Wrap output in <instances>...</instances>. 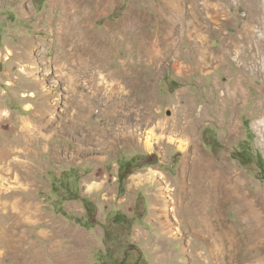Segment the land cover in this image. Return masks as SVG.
I'll list each match as a JSON object with an SVG mask.
<instances>
[{
  "label": "rangeland",
  "instance_id": "1",
  "mask_svg": "<svg viewBox=\"0 0 264 264\" xmlns=\"http://www.w3.org/2000/svg\"><path fill=\"white\" fill-rule=\"evenodd\" d=\"M178 1L184 19L177 21L176 45L156 68L135 44L127 51L110 31L133 28L132 36L146 40L162 35L169 26L163 0H110L98 13L87 8L95 0H0V264H16L28 243L37 264H69L71 257L74 264H264V235L221 184L223 171L233 170L264 211V0ZM64 6L66 44L58 29ZM187 20L200 30H188ZM83 22L90 25V43ZM196 47L209 54L200 66ZM68 49L83 58L69 59ZM87 50L96 55L93 61ZM63 60L70 69L61 72ZM124 63L132 84L119 89L116 74ZM98 71L102 78L93 84ZM143 105L149 122L138 131L140 141H124ZM184 114L193 122L185 137ZM24 121L32 126L27 133ZM150 129L158 139L146 148ZM191 133L210 162L205 173L219 175L203 177L207 187L200 192H211L203 208L232 230L227 246L220 251L216 245L215 253L198 233L197 211L189 204L198 188L181 178L178 146L192 154L186 146ZM24 203L40 215L22 223Z\"/></svg>",
  "mask_w": 264,
  "mask_h": 264
},
{
  "label": "bare ground",
  "instance_id": "2",
  "mask_svg": "<svg viewBox=\"0 0 264 264\" xmlns=\"http://www.w3.org/2000/svg\"><path fill=\"white\" fill-rule=\"evenodd\" d=\"M64 1V0H62ZM166 4V7L167 9H165L166 11L164 12V17H165V20L167 22H165V24H169V26L167 28H165V32H163L162 35H156L155 36H148L147 40L145 39V37L141 34H136L135 33L133 34V36L130 34L132 33V30H134L133 28L130 29V33L127 31L128 29H118V28H113L110 32V36L112 39L114 40H120L121 42H125L124 43V46L126 47V50L127 51H131L133 50V45L135 44L136 46V49H137V52H138V55L140 57H144V56H147V60H148V63L149 64H153L156 66V68L161 65V64H164L166 62V58L170 56L171 52V48L174 45V35L177 33L178 34V25H177V21L178 20H182L184 18H182V15L180 13V10H179V1L178 0H163ZM90 5V3H88ZM110 4V0H95L94 2V5L93 7H87L88 9L91 10L92 13H98V12H104V10H106L107 6ZM83 8V7H82ZM73 9V8H72ZM85 10V9H84ZM164 10V9H163ZM90 12V13H91ZM135 14V13H134ZM161 14V13H160ZM78 16V15H77ZM129 16V15H128ZM126 19L127 21H129L132 25V27H135L137 26L138 24V19L133 17V16H129ZM69 17V11L67 9H65V6L64 8L62 9V18H61V21L59 23V27L58 29H60L61 31V34H62V37H61V41L65 43V41L69 40L70 39V32L66 31L65 30H62V27L63 25L65 24V20H67V18ZM80 17V16H79ZM163 17V16H162ZM139 18V16H138ZM70 19V18H69ZM143 19V18H142ZM124 20V19H123ZM122 20V21H123ZM164 20V21H165ZM82 21V20H81ZM185 21V20H184ZM80 22V20H79ZM183 22V21H182ZM187 24L186 26L188 27V30L191 29V28H194L195 30H200V27L199 26H196L194 20H187L186 21ZM71 23V21H70ZM75 23V22H74ZM82 23V22H81ZM84 23V22H83ZM78 24V23H77ZM85 24V23H84ZM124 24V22L122 23ZM140 24V23H139ZM180 24V22H179ZM71 26V25H70ZM90 26V25H89ZM87 24L84 25V31H83V37L86 39V41H88V43H90L89 41H91L92 38H94L92 36V33H90V27H89ZM142 26V24H141ZM65 27V26H64ZM78 27V26H77ZM130 27V26H128ZM140 27V26H139ZM68 28V27H67ZM71 28V27H70ZM111 28V27H110ZM182 28V27H181ZM64 29V28H63ZM136 29V28H135ZM76 30V29H75ZM77 31V30H76ZM79 31V30H78ZM81 31V30H80ZM138 31V30H137ZM189 36H191L192 34V31L190 33H188ZM59 37V36H58ZM79 37V36H78ZM127 37V39H126ZM82 38V36H81ZM179 38V37H178ZM177 38V40H178ZM79 39V38H78ZM77 39V40H78ZM83 39V38H82ZM97 39V38H96ZM103 39L105 40H108L106 37H104ZM135 39L137 40L135 42ZM99 40V39H98ZM80 41V40H78ZM85 41V40H83ZM82 41V42H83ZM94 41V40H93ZM38 42V41H37ZM70 42V41H69ZM103 42V41H102ZM77 43V42H76ZM80 43V42H79ZM94 43V42H93ZM104 43V42H103ZM36 44V42H35ZM72 44V43H71ZM83 43H81L80 45H82ZM95 44L96 46L98 47V50L97 52H100V50H102L101 47H103V45H101V47H99V44L100 42L98 43V41L95 40ZM102 44V43H101ZM73 45V44H72ZM87 45V44H85ZM110 45V44H109ZM108 45V46H109ZM39 46V45H38ZM90 47V46H89ZM93 47V46H92ZM197 48V47H196ZM79 49V48H78ZM81 49V48H80ZM87 49V48H86ZM96 49V48H95ZM105 49V48H103ZM135 49V48H134ZM38 52H39V49H36ZM85 50V49H84ZM94 50V48H93ZM92 50V51H93ZM196 50V49H195ZM75 50H71L68 49V58L71 59L73 58L74 56H76V52H74ZM92 51H88L85 53L87 59L89 60H92V57H95L96 55H93L94 53H92ZM78 52V51H77ZM206 50H201L199 48H197V63L198 65L200 66V64H205L206 61L208 60L207 59V56L209 57V54L206 55ZM81 53V52H80ZM105 53V52H104ZM11 54L10 50L7 51V55ZM26 54V53H25ZM97 54V53H96ZM7 55L5 56V58H7ZM3 55L1 54V51H0V59ZM78 57H82L84 56V53L83 55L82 54H78L77 55ZM200 56V57H198ZM215 56V55H214ZM77 57V58H78ZM76 58V57H75ZM83 58V57H82ZM85 58V57H84ZM146 58V57H145ZM30 59V58H29ZM196 59V58H195ZM34 60V59H33ZM94 60V59H93ZM92 60V61H93ZM175 61L174 63V66L175 68L178 66L177 64L178 61L177 60H173ZM22 62H24V60H22ZM61 62V61H60ZM85 62V60H84ZM86 65L88 64L87 61L85 62ZM97 63V62H96ZM183 64V63H182ZM86 65H81V66H78V68L80 70H83V69H87ZM90 65V64H89ZM98 65V63L96 64ZM197 65V64H196ZM197 65V67H198ZM27 66V65H26ZM92 66V65H91ZM93 66H95L93 64ZM184 66V65H182ZM186 66V65H185ZM29 67V66H28ZM60 69L63 67V69L65 68H69L68 65L66 64V62L63 60L61 62V65L59 66ZM187 67V66H186ZM37 68V67H36ZM90 68V66H89ZM95 68V67H94ZM100 68V67H99ZM185 68V67H184ZM200 68V67H199ZM25 69V65H24V68ZM29 71L32 72V69L29 67L28 68ZM70 69V68H69ZM73 70V69H72ZM180 70V69H179ZM62 72V69L60 70ZM77 71V70H76ZM64 72V71H63ZM33 73V72H32ZM36 73V72H35ZM114 73V72H113ZM48 74V70L46 72V75ZM59 74V73H58ZM73 76V75H72ZM101 73L98 71L96 72L95 76H94V80H93V84H99L98 83V79L102 78L101 77ZM118 76V77H117ZM113 77V76H112ZM116 79H118V84H117V87H119V89H125L127 88L128 86H130L132 84V82H130V78H129V71H128V67L127 65L124 63L123 65V68H122V72L121 73H117L116 74ZM71 78V77H70ZM101 80V79H100ZM237 81V80H236ZM39 82V81H37ZM73 82V81H72ZM234 89H236L237 91L240 90V87H239V83H235V86H234ZM127 90V89H126ZM230 90V89H228ZM243 93V92H242ZM237 95V94H236ZM244 98V96H243ZM241 101V100H240ZM79 104V103H78ZM147 106H144L139 108V113H141L139 118L140 119H137V121H135V128L134 129H129V131L123 135L121 137V139H123L124 141H136L138 140V136H140L141 132H138L139 130H141L142 128L146 127L147 126V123L149 122L146 117H148V113L147 112ZM151 108V107H150ZM144 109V110H143ZM150 111V110H149ZM135 112V111H134ZM137 112V111H136ZM187 112V111H186ZM182 113V112H181ZM190 114V113H189ZM185 115V114H184ZM185 121L183 123L182 126H180L182 129H183V134L181 135H184L187 136L188 134L185 133V128L189 126V123L190 125L193 123L191 121L190 118H188V115H185ZM142 120V121H140ZM165 120V119H163ZM166 121V120H165ZM165 123V122H164ZM168 123V121H167ZM166 123V124H167ZM176 123V122H174ZM235 123V122H234ZM158 126H162L163 125V122L162 120L159 119V122H158ZM173 124V123H171ZM177 124V123H176ZM235 125V124H234ZM232 124V126H234ZM171 126V125H170ZM174 126V125H172ZM31 123L30 122H25L24 121V124H23V129L24 131L29 132L30 129H31ZM176 127V126H175ZM174 127V128H175ZM178 127V126H177ZM192 127V126H191ZM231 127V126H230ZM162 128V127H161ZM180 128V129H181ZM236 128V126H235ZM232 129V130H229V135L232 136L236 133V130ZM22 129V131H23ZM164 129V128H163ZM166 129V128H165ZM194 129V128H193ZM172 130H174L172 128ZM176 131V130H175ZM193 131V130H192ZM238 131V130H237ZM180 132V130H179ZM187 132V131H186ZM177 133V132H176ZM190 133V132H189ZM26 135V134H25ZM28 137V136H27ZM183 137V136H182ZM156 139L157 141V137L155 135V132L153 129H150L149 131H147V136H146V140L143 142V145L146 147V148H151L152 147V144ZM170 139V138H169ZM197 140V139H196ZM140 141V140H138ZM185 141V140H183ZM182 142V140H181ZM156 143V142H155ZM185 143V142H184ZM183 143H180L179 144V148L180 150L183 151L184 153V158H183V162H182V179L183 180H189V183L191 184V187H194L195 189L198 188V191H196L195 193V197H193V199L190 201V207L192 210L194 211H197L195 212L197 214V218H198V221L199 224H200V227L197 229L198 233H200L202 235V238L206 239V240H210V244H208L209 246V250H210V253L211 251H213L215 253V246L217 245L221 250H223L224 247L227 246V239L228 237H226V235L228 234L229 236V231H232L230 229V227L226 224V223H223V221L221 223H214V219H212V217H210L204 210V206L203 204L205 203L204 201V197L206 196V192L207 194L211 193L210 192V189L207 188L205 191V193H201L200 191V187L201 188L205 185L207 187V183L205 181V179L203 178L204 176H207L206 177V180L209 181V177L211 174H214L216 176H219L217 175L218 172L215 170V172H211V173H205V171H209V163L208 161L205 160V157H204V154L202 153V151L198 148V145L194 139V135L193 133H191V135L188 137L187 139V142H186V146L187 144L189 145L190 149H191V152L192 154H189L188 151H186V148L187 147H183L182 145ZM10 153V152H9ZM192 156V157H191ZM9 157V156H8ZM0 161H3L5 159V156L3 155L2 152H0ZM17 160V159H16ZM3 165V164H2ZM207 168V169H206ZM0 170H2V167L0 168ZM213 176V175H212ZM211 176V177H212ZM236 177V176H235ZM221 184L224 185V187L226 189L224 190H227L226 192L228 193L227 194V198L229 199H237L239 202L243 203V215L248 219V222L251 223V225L254 227L255 231L258 233L259 236H262L264 235V211L262 210V208L260 207L259 203H258V200L257 199H254L253 196L252 197V194L250 195L247 191H245L244 189V186L242 185V181L240 182L239 181V177L237 176V178H234V172L233 170H224L223 173H222V176H221ZM18 180V179H17ZM211 183V182H209ZM189 184V185H190ZM91 186H88V188H90ZM223 188V187H222ZM197 190V189H196ZM206 199V198H205ZM228 199V200H229ZM198 202H201L199 205H198ZM207 203V202H206ZM218 207V206H217ZM33 206L30 204V203H24V205L20 208V212L19 214L21 215L22 217V223L24 221H28V220H32L34 218H37L40 214H38V211H36V208L33 209ZM7 209V208H6ZM198 211H200L198 213ZM215 211L212 210V213L211 215L213 214L214 215ZM10 215V214H9ZM215 218V216H214ZM225 222V221H224ZM16 223V222H15ZM14 223V224H15ZM21 223V222H20ZM25 225V224H24ZM219 227H218V226ZM167 227V226H166ZM219 228V231H218V228ZM19 228V226H18ZM21 228V227H20ZM164 228V227H163ZM218 231V232H217ZM167 232V231H166ZM196 232V231H195ZM1 235V234H0ZM49 236V235H48ZM24 237V235H21V237H17V239H21ZM6 236L3 234L2 235V239H5ZM25 238V237H24ZM233 238V237H232ZM205 240V241H206ZM229 240V239H228ZM7 241L9 242L10 246H9V252L10 253H15L17 252V245L16 243H14V241H12L11 239V236L10 238L7 237ZM17 240H15L16 242ZM261 240L258 239L257 242H260ZM25 242V241H23ZM22 243V242H21ZM230 245V244H229ZM264 249V244L261 245ZM261 246H258L260 248H262ZM21 248V247H20ZM225 250V249H224ZM207 251V250H206ZM205 251V252H206ZM4 252V251H3ZM224 253V252H223ZM10 255V254H9ZM12 255H15V254H12ZM16 259V264H37V257H36V249H33V244L32 243H28L27 245V253L25 254H21L19 255L18 257H14ZM67 262L69 264H74L75 263V260H74V257H71L70 259H67ZM261 262V261H260ZM264 263V261H262ZM39 263V262H38Z\"/></svg>",
  "mask_w": 264,
  "mask_h": 264
},
{
  "label": "water",
  "instance_id": "3",
  "mask_svg": "<svg viewBox=\"0 0 264 264\" xmlns=\"http://www.w3.org/2000/svg\"><path fill=\"white\" fill-rule=\"evenodd\" d=\"M169 114V113H168Z\"/></svg>",
  "mask_w": 264,
  "mask_h": 264
}]
</instances>
